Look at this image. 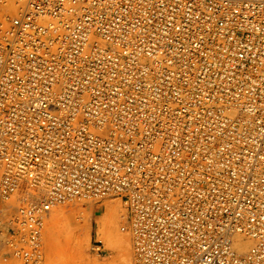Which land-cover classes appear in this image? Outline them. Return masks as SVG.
Masks as SVG:
<instances>
[{
  "label": "built area",
  "instance_id": "obj_1",
  "mask_svg": "<svg viewBox=\"0 0 264 264\" xmlns=\"http://www.w3.org/2000/svg\"><path fill=\"white\" fill-rule=\"evenodd\" d=\"M16 15L0 20V192H31L0 248L43 264L45 212L116 196L136 264H264V0H24Z\"/></svg>",
  "mask_w": 264,
  "mask_h": 264
},
{
  "label": "bare ground",
  "instance_id": "obj_2",
  "mask_svg": "<svg viewBox=\"0 0 264 264\" xmlns=\"http://www.w3.org/2000/svg\"><path fill=\"white\" fill-rule=\"evenodd\" d=\"M23 6H24V0H8V4L6 6L0 5V20H3L4 18L7 19V18L18 17V15H16L18 12V9L22 8ZM0 175H1L0 176V186H1V180L3 177V172L1 170H0ZM24 182L27 183V181H24ZM26 189H27V187H26ZM26 189L22 188L18 193L11 196L10 199H5V200L7 202H12V203L16 202L18 204V206H17L18 207L17 210H18L21 207L23 201L25 200V196L27 194H30V192H31V191L30 192L27 191ZM0 191H1V187H0ZM42 194H43V192L39 193L38 197H36L35 202L42 203L45 200L46 196L39 197ZM0 196L4 200V198L1 195V192H0ZM96 200H99V199L72 200V201H68V202L63 203V204H58V205L55 204L51 207L50 211H47L43 214L44 225L46 224V221H48V219L50 218L51 215L57 216L58 213L63 211V208L65 206L72 205V204H75L77 202L88 203V202H93ZM100 200H102V199H100ZM110 200H115V201L112 203ZM118 200L126 208V205L124 204V202L122 201V199L120 197L109 196L103 200V201H106L103 204L105 212H104V215L102 216L100 222H98L99 225H97V226H99V229L97 231L100 234V241L102 243H104V245L106 246L107 249L111 250L115 254V257H114L115 259L110 261L109 264H130L132 257L134 259V264H136V256H135V252H134V241H133L130 226H129L130 224H128V221H126L125 212L123 213L121 206L119 204L120 202ZM126 211H127V209H126ZM78 214L79 215L76 217V219L79 218V221H77V223L84 220V217H85V215L84 216L81 215L82 214L81 212H78ZM56 216H54V218L52 220H55ZM73 221H75V220H73ZM120 224H123V226H120ZM86 228H84V229H86ZM44 229H45V226H44ZM75 230H77V229H75ZM75 230L72 229V231H73L71 234L72 236H68L69 238H68V240H66V241H69V242H67L68 243L67 247H68V253H70V258L68 257V258H61L58 260H54L53 264H69L71 262V259L75 260L76 258L77 259L82 258V260H86V246L83 243L78 244L74 240H72V241L70 240L71 239L70 237H73V238L77 237V235L74 233ZM88 232H89V228H88ZM3 236H4V234H3ZM3 236L0 239V244L3 243V239H4ZM43 237H44V232H43L42 238ZM87 238H89V236H87ZM43 240H44V238H43ZM234 245L237 248L238 253L244 255L250 249V246L252 245V241L248 240V239H244L243 237L239 236L235 239ZM1 249L6 250V254L10 255V258L13 261H15L16 264H20V262L17 261L13 257V255L10 253V251L7 248H1ZM95 249L97 250V246H95ZM44 260H45V252H44V245H43V261H42L43 264H44ZM87 260L88 261H86V264H98L96 262H93L92 259L90 260L87 258Z\"/></svg>",
  "mask_w": 264,
  "mask_h": 264
},
{
  "label": "rangeland",
  "instance_id": "obj_3",
  "mask_svg": "<svg viewBox=\"0 0 264 264\" xmlns=\"http://www.w3.org/2000/svg\"><path fill=\"white\" fill-rule=\"evenodd\" d=\"M1 176V175H0ZM96 200L93 202L82 203L77 202L72 205L65 206L63 211L56 215H51L48 221H46L44 229V252L45 260L44 264H53L54 260L61 258H70V253H68V236H72V229H77L74 233L77 237H70L71 241L74 240L78 244L83 243L86 246V260L80 259H71L69 264H86L87 258L92 259L93 262L98 264H109L110 261L114 260L115 254L111 250L107 249L104 243L100 241V234L97 231L99 229V223L102 216L104 215V203L106 201ZM112 203L115 200H110ZM119 201V200H118ZM120 202V201H119ZM121 209L123 213L125 212L126 221H127V211L125 206L120 202ZM18 204L15 202H7L3 200L0 196V239L3 236V231L5 223L9 219L12 212H16ZM78 212H81V215H85L84 220L79 221V218L76 217L79 215ZM55 217V220H52ZM74 216V217H73ZM74 218V219H73ZM75 220V221H73ZM84 221V222H83ZM87 223V224H86ZM89 223V224H88ZM123 226V224H120ZM87 227V228H86ZM98 227V228H97ZM86 228V229H84ZM89 228V232H88ZM86 231V232H85ZM63 233V234H62ZM74 234V235H75ZM89 236V238H87ZM67 237V238H66ZM97 243L101 244L102 252H98L95 249ZM82 260V261H81ZM7 261V262H5ZM0 264H16L10 258V255L6 254V250L0 248ZM134 264L133 257L131 258V263Z\"/></svg>",
  "mask_w": 264,
  "mask_h": 264
}]
</instances>
